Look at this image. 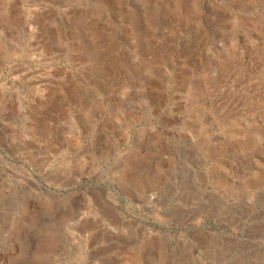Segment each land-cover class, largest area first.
Segmentation results:
<instances>
[{"label": "rangeland", "instance_id": "1", "mask_svg": "<svg viewBox=\"0 0 264 264\" xmlns=\"http://www.w3.org/2000/svg\"><path fill=\"white\" fill-rule=\"evenodd\" d=\"M0 264H264V0H0Z\"/></svg>", "mask_w": 264, "mask_h": 264}]
</instances>
